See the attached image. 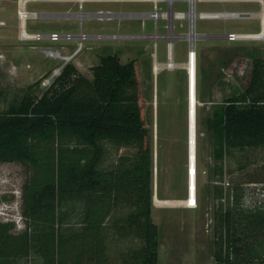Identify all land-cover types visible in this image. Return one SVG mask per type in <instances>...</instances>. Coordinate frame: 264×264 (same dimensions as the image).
<instances>
[{
  "label": "rangeland",
  "instance_id": "rangeland-1",
  "mask_svg": "<svg viewBox=\"0 0 264 264\" xmlns=\"http://www.w3.org/2000/svg\"><path fill=\"white\" fill-rule=\"evenodd\" d=\"M16 1L0 0V111L28 93L40 97L67 63H73L82 74L92 79L91 68L98 65L103 56L117 54L123 64L135 61L152 147V215L159 229V264H216V222L220 212L233 205L235 193L242 196L240 204L247 210L264 207V147L231 150L223 160L217 161L214 158L213 133L206 122L228 97L246 89L250 80L248 64L253 58H264V44L256 42L255 38L228 41L206 35H227L230 32L261 34L262 30L255 26H260L258 20L264 19V10H261L264 4L256 3L260 0L239 3L195 1L196 13L205 11L215 15L217 12L210 11L236 10L240 19L201 20L195 17L197 55L192 68L188 66V41L176 39L174 35L186 34L188 22L181 26V22L175 21V29L171 27L166 40L90 38L81 46L78 41H26L18 38L21 27ZM189 1L176 0L169 13L170 19L174 20L176 12L188 13ZM158 6L160 12L168 10L164 0ZM79 10V4L70 0H37L27 7L29 13L75 14ZM98 10L137 14L153 11L154 5L142 0H89L84 4V13ZM82 23L83 31L93 36L160 35L167 32L166 21L159 20L155 24L149 18L127 16L102 21L87 17ZM79 24L75 17H43L29 19L26 30L28 33L56 31L77 34ZM168 41L172 42L171 54ZM43 49L60 50L62 56L76 51L79 55L76 61L74 57L66 61L63 57L46 55ZM171 60L173 65L185 62L184 70L168 66ZM77 61L80 64L77 65ZM155 61L166 65L157 71ZM121 156L133 158V148L104 142L100 169L106 172L113 170ZM190 167L194 170V182ZM26 179L27 173L21 164L0 163V196L9 198L0 203V220L13 221L17 232L25 228L21 197ZM191 183L195 186L196 205L188 207L178 201L190 199L193 193ZM101 197L98 191L88 195L73 193L67 199L63 198L59 207L62 226L79 228L89 211L100 216L104 214ZM156 198L163 203H157ZM134 211L135 207L126 203L108 210L104 234L111 264H120L125 254L144 244L141 239L118 231ZM244 224L245 230L249 231L248 222ZM253 237L249 242L254 240ZM259 254L262 256L260 260H264V247ZM255 259L249 257L247 264H264L260 260L255 262ZM7 264L44 263L42 257L33 251L30 257L9 260Z\"/></svg>",
  "mask_w": 264,
  "mask_h": 264
},
{
  "label": "trees",
  "instance_id": "trees-1",
  "mask_svg": "<svg viewBox=\"0 0 264 264\" xmlns=\"http://www.w3.org/2000/svg\"><path fill=\"white\" fill-rule=\"evenodd\" d=\"M248 68L246 89L228 97L206 122L217 161L231 150L264 147V58H253ZM91 71L92 79L67 63L40 97L28 93L0 111V163H19L27 173L21 205L25 228L17 232L13 221L0 220V264L28 258L33 251L44 264H111L104 224L108 210L123 203L135 211L118 231L144 244L120 264H159L152 147L136 63L107 55ZM104 142L133 148V158L121 156L113 170L103 171ZM98 191L104 214L89 211L79 228L62 226L63 198ZM241 197L235 193L233 205L216 222V264L262 258L264 207L247 210ZM7 199L0 196V203Z\"/></svg>",
  "mask_w": 264,
  "mask_h": 264
},
{
  "label": "built area",
  "instance_id": "built-area-1",
  "mask_svg": "<svg viewBox=\"0 0 264 264\" xmlns=\"http://www.w3.org/2000/svg\"><path fill=\"white\" fill-rule=\"evenodd\" d=\"M71 2L78 3L79 4V12L78 13H54V14H49V13H29L27 11V7L30 3L37 2V0H17V15H18V20L21 29L19 30V38L21 40H26V41H39V42H56V43H67L71 41H78L79 45L90 38H95V39H100V40H124V39H164L166 40L167 38V33L169 30L172 28L175 29V21L181 22V26H184L185 22H188V32L186 34H174L176 39H183L187 40L189 43V52H188V62L191 64L194 59L196 60V53H195V36H191L192 31L194 34L195 33V18L192 19L189 17V13L194 10L195 11V3L190 2L189 5V12H176L174 13V20L170 19L169 13L170 10L174 8V4L176 0H164L168 6V10L164 12H160V8L158 4L162 0H142L144 2H151L154 5V10L148 13H115L111 10H98L97 12L94 13H84V4L88 2L89 0H70ZM197 1V0H196ZM195 2V1H194ZM201 17H216L218 16L217 14H210V13H200L199 14ZM66 17V18H78L80 21L79 24V32L77 34H74L72 32H56V31H51V32H36V33H28L26 28H27V21L29 19H34L37 20L39 18L43 17ZM135 17V18H149L157 24L159 20L166 21L165 28L167 30L166 34H153V35H137V34H97V35H88L83 31V20L87 17H92L96 18L98 20L102 21H110L113 20L114 18L117 17ZM175 33V32H174ZM250 34H237V33H228L225 37L228 41H237V40H244L248 39ZM257 36H260L259 34ZM187 38V39H185ZM171 48H172V42L168 41V51L171 54ZM80 48L77 49V51ZM44 53L52 58L56 57H63L66 61L71 60L76 52L70 55H65L62 56L63 53L60 50H54V49H43ZM42 50V51H43ZM188 63V64H189ZM189 72V71H188ZM189 146L191 147V140ZM191 154L192 151H190V159H191Z\"/></svg>",
  "mask_w": 264,
  "mask_h": 264
},
{
  "label": "crops",
  "instance_id": "crops-1",
  "mask_svg": "<svg viewBox=\"0 0 264 264\" xmlns=\"http://www.w3.org/2000/svg\"><path fill=\"white\" fill-rule=\"evenodd\" d=\"M241 1H243V0H220L219 2H225V3H239V2H241ZM248 1V0H247ZM250 1H252V0H250ZM261 2H256L257 4L258 3H262V5L264 4V0H260ZM262 9L261 10H264L263 8L264 7H261ZM205 11H199L198 13L200 14V13H204ZM210 12H217V14H218V16H216V17H201L200 15L198 16V19H201V20H212V19H216V20H235V19H240V18H238V14H240V13H238V12H236V10H223V11H210ZM260 12V11H259ZM242 19H244V18H242ZM259 21V24H260V26H258V25H256L255 27H257L258 29H259V31L260 30H262L261 32V34H259L260 36H259V38H255V41L256 42H258V43H262V44H264V19H261V20H258ZM261 21V22H260ZM230 33H233V32H230ZM206 36H214V37H216V38H225L226 39V35H216V34H214V35H206ZM18 38H19V36H18ZM246 40V39H245ZM79 55V53H77L75 56H74V60L76 61V58H77V56ZM77 63V65L78 64H80V63H78V61L76 62ZM184 65H185V62H179V63H177V64H174V70H180V71H183L184 70ZM155 70H157V71H160L162 68H163V66H165V64H163V63H159V62H157V61H155ZM61 71V70H60ZM60 71H59V73H60ZM58 73V72H57ZM59 74H57V76H58ZM56 77V76H55ZM54 77V78H55ZM54 80V79H53ZM191 121L193 122V118L191 117ZM192 124V123H191ZM191 182V181H190ZM190 193H191V190H190ZM195 196V195H194ZM21 199H22V197H21ZM185 202L186 200H179L178 202L179 203H181V202ZM21 204H22V202H21ZM184 205H187V204H184ZM188 207H193V206H189V205H187Z\"/></svg>",
  "mask_w": 264,
  "mask_h": 264
},
{
  "label": "bare ground",
  "instance_id": "bare-ground-1",
  "mask_svg": "<svg viewBox=\"0 0 264 264\" xmlns=\"http://www.w3.org/2000/svg\"><path fill=\"white\" fill-rule=\"evenodd\" d=\"M194 1H196V0H190V2H192V3H194ZM189 17L190 18H192V19H194L195 17H198L199 16V14L198 13H196L194 10H192L189 14ZM192 35L191 36H195V34L193 33V31H192V33H191ZM249 38H259V36H257V35H255V34H253V35H250L249 36ZM166 65V64H165ZM168 66H170L171 68L174 66L173 65V62H172V60L171 61H169L168 62ZM188 66H191L192 68H193V62L190 64H188ZM193 111V110H192ZM191 111V112H192ZM190 171H191V174H192V182H194L193 180H194V170H193V167L191 168L190 167ZM189 171V172H190ZM191 189L193 190V193L190 195L191 197H190V199L189 200H187L186 202H181L182 204H187V205H189V206H195L196 205V199H195V196H194V189H195V186H194V183H191ZM156 202L157 203H163L162 201H160L158 198H156Z\"/></svg>",
  "mask_w": 264,
  "mask_h": 264
}]
</instances>
